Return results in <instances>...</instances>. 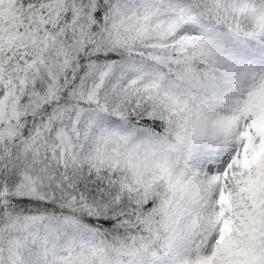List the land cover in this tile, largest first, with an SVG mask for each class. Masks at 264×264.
Masks as SVG:
<instances>
[{
    "label": "snow or ice",
    "instance_id": "1",
    "mask_svg": "<svg viewBox=\"0 0 264 264\" xmlns=\"http://www.w3.org/2000/svg\"><path fill=\"white\" fill-rule=\"evenodd\" d=\"M0 264H264V0H0Z\"/></svg>",
    "mask_w": 264,
    "mask_h": 264
}]
</instances>
